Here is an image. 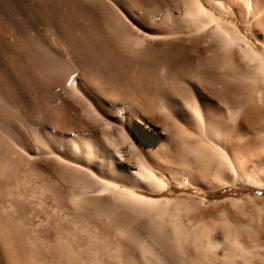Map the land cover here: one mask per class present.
Returning <instances> with one entry per match:
<instances>
[{"label":"bare ground","instance_id":"bare-ground-1","mask_svg":"<svg viewBox=\"0 0 264 264\" xmlns=\"http://www.w3.org/2000/svg\"><path fill=\"white\" fill-rule=\"evenodd\" d=\"M88 1L102 12L85 13L83 0H51L53 26L65 12L72 24L85 15L94 26L77 38L51 27L63 46L55 59L47 38L31 33L36 19L11 18L17 36L0 19L20 61L14 71L0 56V135L25 157H44L71 184L78 207L120 238L123 249L108 255L105 264H255L243 232L228 224L241 221L236 214L219 221L201 213L197 222L202 223L188 225L181 223L170 198L145 192L165 191L168 175L187 172L171 157L191 167L195 159L213 158L224 172L230 169L242 178L256 150L264 151V138L262 147L256 143L263 136L253 132L264 131V0ZM8 10L0 2V11L9 16ZM243 25L249 29L242 30ZM87 38L93 39L95 53L91 47L92 54L86 52ZM129 61L140 80L148 63L164 65L166 78L179 65L190 73L180 81L182 88L158 92L153 108L128 97H108L104 82L94 83L92 75L104 76V70L122 84ZM69 128L76 135L70 136ZM249 131L259 139L249 140ZM253 163L244 180L264 187V159ZM221 222L234 232L230 242ZM13 244L0 237V264H5L4 251L6 259L26 264L21 247ZM84 260L97 262L93 256Z\"/></svg>","mask_w":264,"mask_h":264},{"label":"rangeland","instance_id":"rangeland-1","mask_svg":"<svg viewBox=\"0 0 264 264\" xmlns=\"http://www.w3.org/2000/svg\"><path fill=\"white\" fill-rule=\"evenodd\" d=\"M0 2L9 9V16L11 15L9 17L0 11L2 24L14 32L16 36L18 35L16 31L17 24L15 25L11 18H14L16 21L19 20V22H29L30 19H36L38 21V24L31 33L37 39L40 36L47 38L48 44H51L49 46H52L50 48L52 51L50 52L53 57L51 58L55 59L57 57L56 49H63V46L56 41L55 32L52 31V28L56 26H53L54 23L52 22L53 16L55 15V8L53 9L51 0H16V2L12 0H0ZM89 3L88 0H83L85 13L93 16L102 12V9L99 10V6L96 5L97 9L94 3L91 2L93 3V7H90ZM65 13L63 20L56 24L58 25L56 28L63 33L70 34V36L73 35L72 37L77 38L83 31L85 32L87 29L94 27L91 24L92 22H88V17L85 15L82 17L79 16V19L76 21L77 23L72 24L70 22V12ZM234 20L236 21V19ZM81 28L83 29L81 30ZM104 29H108L107 26H104ZM245 29H249V25H243L242 30ZM1 30L3 31L2 27H0V56H3L2 59L6 58L3 61L6 60L4 62L11 67V70L16 71L20 62L19 58L17 57L16 51L10 48L11 39L9 40V36H6L7 33L5 34ZM90 40L91 42H89ZM92 42L93 39L87 38L84 45L85 49L87 48L86 52H89V54H92V52L95 53L93 49L94 42ZM90 47L92 48V52L90 51ZM8 50H11V52ZM9 52L13 56L9 57ZM92 60V64L96 68L97 61ZM11 61L13 62L11 63ZM131 61H129V64ZM131 63L133 64H131V67L129 66L130 70L127 77L122 81V84L114 82L107 71L105 73L103 69L102 74L104 73V76L98 75L99 79H97V76L96 78L95 75H92L95 82L94 80L92 81L94 83L98 81L97 84L104 82L102 83V87L104 88L102 90L110 98L120 99L128 97L138 101L140 100L146 106L153 108L155 100L163 94V91L167 90V87L173 88L176 85L175 88H182L183 84H180L184 79L183 76L186 78L189 76L188 73H190V71L188 72L186 70L188 69L187 66L179 65V67H175L176 69L173 68V70L167 71L168 73L171 72V75L169 76L166 72L170 77L167 76L166 78L163 74L165 73V66L161 65L162 67H157L154 62L155 67L151 65L152 63L145 65V69L148 70L147 68H149L150 71H148L150 73L145 70L147 77L145 76L144 79L143 76L141 78L142 80H140L135 72L136 65H134V62ZM172 71L174 72L172 73ZM158 92L162 93L159 95ZM154 97L157 98L155 99ZM52 98L49 96L51 101H53ZM62 107L64 108L62 109ZM46 108L50 112L51 109L48 106ZM65 108V106L61 105V109L65 111L62 112L66 114L67 109ZM70 129H68L69 135L76 132V129ZM253 132L258 133L259 138L261 135L263 136L260 140L258 135L255 134L259 139L258 142L256 141L258 143L257 147H262L261 143L263 142L264 131L263 133L260 131L256 132V130ZM249 133L251 136V131ZM253 134V139L249 137V140L255 141L257 139L254 140L256 137H253L255 136ZM29 136V141H31L33 136L30 134ZM31 142L33 146L34 141L32 140ZM155 147H159L156 150L161 148L158 145ZM17 149H19L18 146L15 147L10 138L8 139L5 134L0 135V234H3L0 237H2V242L7 243L9 241V243L12 242L15 245H19L23 252H21L22 259L26 264H83L85 258L92 256L97 260L95 262L96 264H105L109 256L117 254L120 249H123L121 248L123 246L116 241H119L120 238L118 239L115 233L111 232L112 229L105 222L93 221L94 219L90 216L91 213L89 211L81 210L78 207L71 196V184L63 176L57 174L56 169L50 166L44 157L40 159L39 156L35 157L34 155V158L33 156L28 158L29 156L25 157L23 153V155L19 153V150L17 152ZM256 155L253 157L254 160H252V163L246 166L244 172L242 171L243 176L241 178L240 175V180L232 175L233 172L230 169L224 172V169L216 166V162L214 160L212 161L213 158L207 160L206 158L203 160L195 159L192 164L195 168L194 166L191 167V164L188 166L171 157L173 160L172 163L175 162L174 166L177 169L188 167L187 172L182 173L185 171H176V173L174 172L168 175L169 188L167 190L145 193L155 198H170L172 203L176 204V211L179 212L178 214L183 221L181 223L184 224L189 223L192 225V223H202L197 222L201 213H205L208 220L215 219L219 221L223 220L227 215L236 214L241 221L228 222V224L230 223L229 226L233 227V224H235L243 232L244 242L246 240L249 249L253 250V262L255 264H264V231L262 230L264 228V187L252 185L244 180L252 168L251 165L254 164L253 162L263 161L264 151L257 149ZM191 168L195 171H190ZM188 171L191 173L188 174ZM178 181H181L182 184H178ZM171 206L173 207V204ZM222 210L226 212H222ZM238 213H241V215ZM190 219L196 222H188ZM221 223H224V227L227 229L229 228L227 227V223ZM225 224L227 225L225 226ZM231 227L229 230H231ZM227 229L225 230L228 232V236L229 233H234L233 230L229 232ZM231 236L233 237V234ZM231 236H229L228 241L232 239ZM3 255L5 264H13V260L11 261L10 258L6 259L7 254L5 251ZM71 260L75 262H70Z\"/></svg>","mask_w":264,"mask_h":264}]
</instances>
